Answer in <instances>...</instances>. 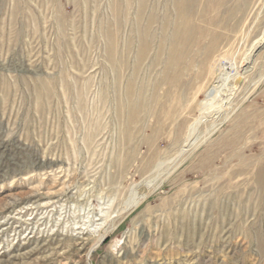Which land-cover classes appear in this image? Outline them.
Returning <instances> with one entry per match:
<instances>
[{
    "label": "rangeland",
    "instance_id": "374dc122",
    "mask_svg": "<svg viewBox=\"0 0 264 264\" xmlns=\"http://www.w3.org/2000/svg\"><path fill=\"white\" fill-rule=\"evenodd\" d=\"M0 264H264V0H0Z\"/></svg>",
    "mask_w": 264,
    "mask_h": 264
},
{
    "label": "bare ground",
    "instance_id": "6f19581e",
    "mask_svg": "<svg viewBox=\"0 0 264 264\" xmlns=\"http://www.w3.org/2000/svg\"><path fill=\"white\" fill-rule=\"evenodd\" d=\"M167 24H168V22H167ZM145 32V31H144ZM172 38H173V36H172ZM176 41V40H175ZM138 68V67H137ZM140 70V69H139ZM135 71V70H134ZM230 77V76H229ZM220 78V77H219ZM227 80H228V74H223L222 75V77H221V81L218 83L217 82V85H216V87H220L221 88V90H223L222 88H226V82H227ZM129 86V85H128ZM129 88V87H128ZM135 91V90H134ZM136 92V91H135ZM135 95V94H134ZM129 96V95H128ZM133 100V99H132ZM137 101V100H136ZM135 101V102H136ZM131 102V101H130ZM139 105V104H138ZM263 179V178H262ZM136 204V202L133 204V205H135ZM101 240V239H100Z\"/></svg>",
    "mask_w": 264,
    "mask_h": 264
}]
</instances>
